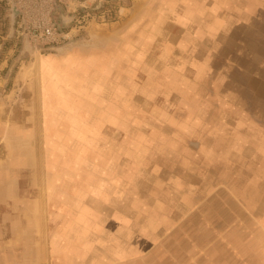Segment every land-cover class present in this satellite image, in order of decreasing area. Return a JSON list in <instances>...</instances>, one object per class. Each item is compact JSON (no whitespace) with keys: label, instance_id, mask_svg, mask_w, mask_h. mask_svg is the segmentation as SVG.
Listing matches in <instances>:
<instances>
[{"label":"rangeland","instance_id":"obj_1","mask_svg":"<svg viewBox=\"0 0 264 264\" xmlns=\"http://www.w3.org/2000/svg\"><path fill=\"white\" fill-rule=\"evenodd\" d=\"M230 1L0 0V264H147L144 246L138 260L121 251L179 217L190 162L205 168L188 186L224 222L242 186L264 225V189H246L236 152L261 139L242 127L264 110L247 86L264 80V6Z\"/></svg>","mask_w":264,"mask_h":264},{"label":"crops","instance_id":"obj_2","mask_svg":"<svg viewBox=\"0 0 264 264\" xmlns=\"http://www.w3.org/2000/svg\"><path fill=\"white\" fill-rule=\"evenodd\" d=\"M228 3L229 6L232 5L230 0L228 2L223 0V3L218 5L221 8ZM260 6H264V0H255L250 4V9H256ZM263 17L261 12H259L254 17V21L261 24ZM77 51L72 50L69 54L70 57L75 58L78 55L84 54V60L87 59L91 63H100L101 54L89 52L82 54L79 49ZM53 57L54 55L49 56L51 59ZM65 66V64H60L59 69L63 70ZM101 66L105 68L107 61L104 64L102 63ZM45 67H47L46 72L58 69V67L50 65H46ZM114 69L118 71L121 68L117 66ZM245 69L247 71V68ZM247 86L254 90L255 96H257V103L261 105V108H264V95L261 92L264 80L255 81L252 79L248 81ZM116 101H118L117 98ZM109 106L107 98L104 101L100 100V114H107ZM257 107L260 109L259 106ZM259 109H250V113L252 114L245 115L243 118L244 126L242 127L244 135L261 136L259 145L251 144L245 139L238 146L246 151L243 152L242 149L236 151L242 157L248 169V184L246 185V189H255L256 186L258 190L264 189V177L260 175L264 171L260 169L258 173H253L252 168H250L251 171L248 168L249 164L252 167L261 166L264 168V147H261L262 149L257 148L258 146H264V110L260 112L262 115L254 113ZM88 112L89 114H93L96 111L92 112L89 110ZM228 118H232V116H228ZM256 122H260L258 129L255 125ZM219 164L221 163H217V165ZM186 166L192 178L190 177L191 180H187L185 177L180 178L182 187L179 194L181 195L177 197V205H174V210L171 209L179 217L175 218L172 223L150 229L149 233L142 237L143 244L139 247V243H134L135 240H133L132 244L125 245L126 249L121 251L120 257L129 256L131 253L133 256L135 254V257L131 260H138L141 257L139 250L144 246L145 253L142 257L147 264H264V225L262 226L258 222H256L258 224H255V220H258V214L261 210V207L258 205L260 202L255 200L242 206L239 204L237 198L244 197L242 195L243 188L242 186H234L230 189L227 199L234 205L232 208L238 209L239 212L236 213L233 219L224 222V211H221L217 206H206L203 201L205 198L208 200L211 194L201 196L198 191H195L194 187L188 186L190 182L193 184L199 182L200 179L197 174L204 170V165H201L199 162H190ZM4 195L2 192L0 198H5L6 196ZM256 195L255 197H260V195ZM134 216L135 213L132 217H127V222H124V225H131L132 232L140 230V223L138 219H134ZM220 216L222 218H218ZM121 223L123 224V222ZM121 223H116V225L118 226ZM162 229L163 234L160 233ZM134 235L137 234L134 233ZM124 252H126V255H123Z\"/></svg>","mask_w":264,"mask_h":264},{"label":"built area","instance_id":"obj_3","mask_svg":"<svg viewBox=\"0 0 264 264\" xmlns=\"http://www.w3.org/2000/svg\"><path fill=\"white\" fill-rule=\"evenodd\" d=\"M53 33H54L53 27L47 26V27L45 28V35H46V36L53 35Z\"/></svg>","mask_w":264,"mask_h":264},{"label":"water","instance_id":"obj_4","mask_svg":"<svg viewBox=\"0 0 264 264\" xmlns=\"http://www.w3.org/2000/svg\"><path fill=\"white\" fill-rule=\"evenodd\" d=\"M11 2H12V4H13V6H12V11L13 12H17V8H16V5H15V2H14V0H10ZM14 15V14H13Z\"/></svg>","mask_w":264,"mask_h":264}]
</instances>
